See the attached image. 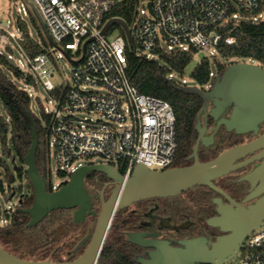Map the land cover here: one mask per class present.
<instances>
[{
  "label": "built area",
  "instance_id": "obj_1",
  "mask_svg": "<svg viewBox=\"0 0 264 264\" xmlns=\"http://www.w3.org/2000/svg\"><path fill=\"white\" fill-rule=\"evenodd\" d=\"M21 1L17 14L28 16L32 10L54 47L28 57L21 48L25 37L18 27L19 18L17 32L11 20L0 23V55L16 49L21 59L14 68L22 73L23 82L29 76L35 84L24 82L22 90L30 98L26 88L35 90L39 85L50 98L42 127L44 137L52 139L49 147L55 172L63 179L59 184L50 183L49 192L66 183L78 168L94 165L83 164L88 159L98 158L103 161L99 164L119 173L122 170L124 179L137 165L162 171L172 164L176 150L173 110L168 102L142 94L131 84L127 48L137 57L157 63L161 54L216 51L221 41L231 46L235 39L224 37L225 26L264 22V0H134L129 23L108 17L124 0ZM113 18L126 23L129 40L119 25L101 35ZM52 50H60L68 60L66 54L76 56L69 60L71 75L65 83L51 81L55 73ZM209 78L205 88L215 78L211 69ZM225 264H264V223Z\"/></svg>",
  "mask_w": 264,
  "mask_h": 264
},
{
  "label": "water",
  "instance_id": "obj_2",
  "mask_svg": "<svg viewBox=\"0 0 264 264\" xmlns=\"http://www.w3.org/2000/svg\"><path fill=\"white\" fill-rule=\"evenodd\" d=\"M39 22L49 44L54 46L43 24L40 20ZM113 25H119L126 39L129 40L128 27L119 18L110 19L101 35ZM84 47L85 45L83 52ZM149 61L156 63L153 59ZM166 80L172 84L170 79L166 78ZM175 88L183 94L197 96L202 101L195 125L198 140L193 147L191 157L194 161L191 165L162 171H153L143 165H137L127 179L109 165H85L78 168L66 183H60L55 192L47 191L45 175H40L36 166L38 135L34 118L29 111L17 106L31 138L30 147L23 158V166L33 191V201L29 208L20 210L29 217L28 227L39 224L52 212L58 210L75 209L73 215L76 223L82 222L86 215L96 216V220L91 231L75 246L74 253L86 245L82 254L74 260L27 261L0 249V264H96L111 222L115 214L121 210L146 199L174 197L197 186L208 187L221 193L213 185L214 180L251 161L261 160L249 175L242 178L250 184L252 190L243 202L257 198L254 203L245 207L227 196H225L228 200L227 204H223L220 199L214 200V204L217 205V215L207 219L206 225L218 229L225 234L224 236L216 237L213 242L204 237L178 240L179 247L176 248L170 247L172 241H151L150 245L155 247V252L150 253L148 261L145 262L137 257V262L139 264H225L237 255L246 238L264 223V134L252 142L234 146L207 162H200L197 152L199 143L204 147L213 144V135L220 125L224 126L226 131H233L235 134H257L258 125L264 122V68L254 61L233 63L225 68L207 90L197 86ZM208 104H211L208 116L216 121V125L212 134L204 136L205 130L200 127L199 115L203 112L204 117L207 116ZM229 107L232 108L229 118H219ZM259 150H263L259 156L236 163L237 160ZM93 172L104 175L117 185L106 200L101 198V209L98 214L91 210L90 197L83 187L85 177ZM15 195L16 190L11 188L9 199ZM22 197L21 194L19 199Z\"/></svg>",
  "mask_w": 264,
  "mask_h": 264
},
{
  "label": "trees",
  "instance_id": "obj_3",
  "mask_svg": "<svg viewBox=\"0 0 264 264\" xmlns=\"http://www.w3.org/2000/svg\"><path fill=\"white\" fill-rule=\"evenodd\" d=\"M133 7L134 0H124L122 5L115 8L108 17H119L126 23H129ZM18 27L25 37V41L21 43V48L24 53L31 58L43 53L47 47L46 40L40 34V41L29 37L28 30L23 21H18ZM223 35L224 37H233L235 43L227 46L221 41L216 46V53L220 59L226 62L254 61L264 67V22L254 25L241 24L238 27L230 24L224 27ZM192 53L177 52L161 54L160 60L167 67L164 69L157 63H152L149 60L137 57L130 48H127L125 51L127 74L131 84L142 94L154 96L168 102L173 110L176 122V150L173 162L169 168H179L192 164V160L190 161L187 158L192 152L196 138L193 125L202 102L197 96L178 92L175 88L177 86L174 83L170 84L166 80L167 72H173L178 75L183 73L184 68L191 61ZM1 67H7L14 77L20 80L23 79L22 73L10 66L5 56L0 55V103L6 113L5 119L0 117V153L4 157L11 158L12 161L17 159L23 165V158L28 152L31 138L17 106L30 112V98L23 90L14 86L12 81L3 73ZM224 67L221 64L217 65L218 74H221ZM209 74V62L203 60L192 73L191 77L197 86L204 87L210 83ZM24 82L28 85H35L33 79L29 76L25 78ZM42 118L43 121H46L44 115ZM34 122L38 135V148L35 155V162L39 174L45 175L44 131L37 119L34 118ZM237 138V135H230L225 131L219 133L215 147L212 149H200L198 159L200 162H207L214 159L218 152L238 144L239 141ZM14 170L17 171L19 178L25 174L23 170H17L16 168ZM119 171L123 173L122 170ZM5 176L9 193H11L10 184L14 178L8 172L7 167H5ZM25 177L28 181L26 174ZM28 184L30 185L29 181ZM189 191V196L184 197V199H187V205L178 206L173 204L160 206V212L162 214L176 216L181 211H186V213L193 215L194 210L192 207H196L197 211L193 216L194 218L199 217L203 221L208 215L205 213L207 207L202 203L208 200V197L205 195L211 194L212 191L204 186H197ZM170 200L172 202H178L179 197H173ZM32 201L33 191L29 195L24 196L22 208H29ZM100 209V203L97 202L96 212H100ZM142 210H146V208ZM68 212V210L54 211L42 222L32 227H28L29 217L26 214L22 212L13 213L11 223L6 227H0V245L22 260L44 261L46 260V256H43L44 249L49 244L47 233L49 225H58V223L62 222L64 227L74 231L80 230L79 228H83L85 225L84 223L74 222L68 215ZM139 218L138 215L133 216L128 211V208L115 214L96 264H139L137 262L139 250L134 243L128 241L125 234ZM85 233L84 231L81 235L73 239L71 244H68V246L70 245V249L67 250V254L73 253L75 246L85 236ZM56 240L55 238L51 239L52 242ZM53 261L61 262L63 260L54 259Z\"/></svg>",
  "mask_w": 264,
  "mask_h": 264
},
{
  "label": "flooded vegetation",
  "instance_id": "obj_4",
  "mask_svg": "<svg viewBox=\"0 0 264 264\" xmlns=\"http://www.w3.org/2000/svg\"><path fill=\"white\" fill-rule=\"evenodd\" d=\"M240 62H248V61L230 62L224 67L223 71L225 70V68L228 65L233 64V63H240ZM222 72H221V74H222ZM218 73H219L218 70H216V72L214 73V76H215L214 80L221 75ZM207 89L208 88H205L203 90H207ZM201 107H202V103H201ZM210 108H211V104H208L206 117H204L203 112H201L199 115L200 127L204 128V130H205L204 136H209L210 134H212L213 130L215 128V125H216V121L208 116V112H209ZM231 109H232L231 107L225 109V111L220 115L219 118H222V117L223 118H229V115L231 113ZM199 111H198V113H199ZM198 113H197V115H198ZM197 115H196L195 122L193 125V130H194L195 137H196L194 144H193V147H194L196 141L198 140V132L195 129ZM224 131L228 132L230 135H237L238 136L237 139H238L239 143L234 145V146L243 145V144H247L249 142H252L258 136L264 134V122H262L261 124L258 125L257 134H254V133L235 134V132H233V131H226L224 126L220 125L218 127L217 131L215 132V134L213 135V144L211 146L204 147L201 145V143H199L198 152L200 149H212V148H214L216 145L217 139H218V134L222 133ZM234 146H232V147H234ZM228 149H230V148H228ZM228 149H224V150L218 152L215 157H217L219 154H221L222 152H224ZM262 151L263 150H259V151H256L254 153H251V154L247 155L246 157L237 160L236 163H242L244 161L251 160L252 158H254L256 156H259L262 153ZM192 152H193V149H192ZM192 152L188 156L187 159L190 161L192 160V163H193L194 160H193V157H191ZM198 152H197V158H198ZM260 163H261V160L251 161V162L243 165L242 167H239L236 170L230 172L229 174L224 175V176L213 181V185L221 193H218L215 190L211 189L212 193L205 195L208 197V200H206L202 204L207 207V209H205V213H207L208 217L205 218L203 221L199 217L194 218L193 215L197 211L196 207H192V209L194 210L193 215L186 213V211L185 212L181 211L178 215H176V216L173 215L174 216L173 217L171 215L162 214L160 212V210H159L160 206L173 205V204L174 205L176 204L178 206L187 205L188 204L187 199H184V196L183 197L181 196L182 193L174 196V197L179 196L178 202H176V201L172 202L170 199L173 197H170V198H152V199H146V200L139 201V202L127 207L128 211L133 216L138 215L140 217L136 221V223L131 227V229L129 231L125 232V234H127V233L131 234L130 236L126 235V237L128 240L132 241V243H134L136 245V248L139 250V253L137 256L140 257L141 259H143L145 262L149 260L150 253H153L156 250L154 246L150 245L151 241H172L173 243L170 244V247L176 248V247H179V245L177 244L178 240L204 237V238H207L210 242H213L216 237L224 236L225 234L221 233L218 229L211 228V227L206 225L207 219L217 215V212H216L217 205L214 204V200L220 199L223 204H227L228 200L225 197V196H227L228 198H230L234 202L242 204L245 207L249 204L254 203L257 198L252 199V200L245 202V203L243 202L245 200V198L252 192V190L250 188V184L246 181H243L242 178L249 175ZM45 181H46V178H45ZM116 186H117L116 184H114L112 181H110L109 179H107L105 176H103L100 173H94V172L89 173L84 179L83 187L90 197V202L92 204L91 210L96 212L95 209L97 207V202H99L100 206H101V198L106 200L110 196L112 190ZM46 188H47V185H46ZM206 188H208V187H206ZM27 191H28L27 195H29L30 192H32V188L28 184V181H27ZM47 191H49L48 188H47ZM21 194H22L21 191L20 192L16 191V195L14 196V197H16V201H17L16 206L9 208L3 212L4 213V219H2L0 216V227L3 228V227H6L7 225H9L11 223V216L13 215V213L14 214L20 213V210L24 209L22 207H23V200H24L25 195L22 194L23 195L22 199H19V196ZM190 205H192V203H190ZM127 208H125V209H127ZM144 208H146V210H142ZM68 211H69L68 215L74 221L73 212L75 211V209L74 210H68ZM96 213L98 214L99 212H96ZM91 218H93L91 221V225L93 223V226H94L96 216H87L86 215L84 220L82 222H78V223H84L85 224ZM91 229L89 230V232L91 231ZM88 233H86V234H88ZM85 247H86V245L83 246L81 249H83V251H84ZM0 249L6 253L13 255L12 253L5 250V248L1 245H0ZM79 251H77L75 253L74 252L68 253L67 261H71V260H74L77 257H79L83 252V251H81L80 253H78ZM75 254H77V255L75 256ZM13 256H15V255H13ZM15 257H17V256H15ZM17 258H19V257H17Z\"/></svg>",
  "mask_w": 264,
  "mask_h": 264
},
{
  "label": "rangeland",
  "instance_id": "obj_5",
  "mask_svg": "<svg viewBox=\"0 0 264 264\" xmlns=\"http://www.w3.org/2000/svg\"><path fill=\"white\" fill-rule=\"evenodd\" d=\"M21 3H22L21 0H0V23L2 25H5L7 20H11L13 22V31L17 32L18 30H17L16 21L20 18L21 21H23L26 25L29 37H32L36 41H40L42 36L47 42L46 48L49 49L53 48L54 46L49 44L42 26L36 14L32 10H30L28 16H23L21 13L17 14V8L20 6ZM140 8L141 6L139 5V9ZM5 44L6 43L3 42L2 46H5ZM52 51H53L52 52L53 65H54L55 73L51 81L53 84L65 83L69 80V77L71 75V63L69 60L74 61L76 56L74 54H66L67 57H69L68 60V58H66L63 52H61L60 50H52ZM3 52H4L3 55L8 61V64L12 67H16L17 60L21 59L19 52L16 49H12V51L5 50ZM203 60H207L209 62L210 69L214 73L217 70V65L221 64L226 66L228 63H230L220 59L214 48H207L205 50L197 49L192 53L191 61L184 68V71L181 75L175 74L173 72L170 73L167 72V78L172 80V83H174L176 86L179 85L197 86L194 83L191 76L192 73L195 71V69ZM157 64L164 69L167 68L166 65L159 59H157ZM1 69L3 73L12 81V83L16 88L21 90L25 88L23 80L14 77L12 72L7 67H1ZM201 88L205 89L204 87ZM26 89L30 94L29 110L31 114L34 116V118L37 119L40 122V124L43 126L44 125L42 118L43 111L45 108L48 110L50 109V106L47 103L48 100H50V98L48 94L44 92L39 85L36 87L35 90L29 87H27ZM0 117L4 119L6 118V113L1 106V103H0ZM49 142L52 143V139L48 140L46 137H44L43 146L45 151V174H46V185L48 189L50 183L59 184V182H61L63 179L60 178V176L55 172V160L53 155V149L49 147ZM99 163H103V161L98 158L88 159L87 161L83 162V164H99ZM5 167L8 168V172L11 173L14 178L13 182H11L10 184V188H13L18 192L21 191V193L25 196L28 193L27 180L25 174L19 178V176L17 175V171L14 170V168H16L17 170H23L25 173V167L17 159L12 161L11 158L4 157L0 153V216L2 219H4L3 212L9 208L16 206L17 204L16 197L12 198L11 200L9 199L10 193L5 176ZM189 192L190 191L187 190L186 192H183L181 196L188 197ZM91 221L92 219L87 221V223H85L83 228H79L80 230H75V231L64 227L62 222L58 223V225L57 224L49 225L47 230L49 244L47 245L46 249H44V254L42 252L43 256H46V260L49 259L53 261L54 259H59L66 261L68 258L67 250L70 249V245L68 246V244H71L73 239L81 235V233H83L84 231L88 233L89 230L93 227V223L91 225ZM54 238L57 240L55 242H52L51 239ZM81 251H83V249H81L78 253H80ZM77 254H75V256Z\"/></svg>",
  "mask_w": 264,
  "mask_h": 264
}]
</instances>
